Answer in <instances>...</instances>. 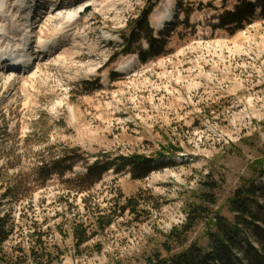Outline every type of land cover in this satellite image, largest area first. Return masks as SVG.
Here are the masks:
<instances>
[{"label":"rangeland","instance_id":"1","mask_svg":"<svg viewBox=\"0 0 264 264\" xmlns=\"http://www.w3.org/2000/svg\"><path fill=\"white\" fill-rule=\"evenodd\" d=\"M81 1L66 8L62 0L43 2L65 11ZM99 1L107 2L83 7L67 37L48 52L36 47L39 27L51 34L57 21L35 22L28 44L33 65L15 73L11 84L0 72V193L15 188L0 204L14 220L0 263L152 264L155 254L165 257L189 244L212 252L214 217L232 223L237 190L264 187V9L230 34L214 25L236 0H175L159 29L154 12L162 0ZM251 1L260 11V0ZM151 5L150 28L166 45L142 61L137 42L128 46L122 35ZM44 11L40 5L33 18ZM141 47L147 48L145 40ZM73 147L80 155L73 168L51 171L55 154ZM131 154L152 156L160 166L140 178L128 167L108 170L89 190H73L87 185L75 175L97 156ZM208 194L214 205L203 200ZM256 198L262 203V195ZM189 204L207 212L182 234ZM100 217L111 220L102 230L95 222ZM72 221L88 225L85 243L77 245ZM256 225H243L233 261L221 253L219 264H240L236 257L248 250L259 264L248 246L264 247V223Z\"/></svg>","mask_w":264,"mask_h":264},{"label":"trees","instance_id":"2","mask_svg":"<svg viewBox=\"0 0 264 264\" xmlns=\"http://www.w3.org/2000/svg\"><path fill=\"white\" fill-rule=\"evenodd\" d=\"M154 2L153 4H155ZM153 5L150 9L144 11L141 16L134 19L128 29L127 35H122L126 45L131 46L135 41L138 46L136 51L140 53V60L144 61L148 55H159L166 45V42L162 40L161 34L159 36H154L148 21V17L152 11ZM260 11L257 10L255 2L251 0H236L232 9H226L218 15V24L214 27L221 28L228 31L230 34L243 29L246 25L252 23L257 15L261 14L264 9V2L260 0ZM262 10V11H261ZM141 40H145L147 44L146 49H142ZM130 49H126L125 52H129ZM77 148L73 147L66 151H59L55 154L54 160L51 162L50 170L62 174L66 170H71L77 161ZM72 153V154H70ZM157 156H163L162 152H159ZM160 166L156 164L155 158L152 156H146L143 154H131V155H116L114 157H106L104 155L97 156L93 161L87 163L85 166V171L82 174H76V180L81 183L87 181V185L81 186L77 185L73 187L74 191L81 192L89 190V187L93 183L98 181L102 174L108 170H113L118 173L124 170L126 167L129 168L132 178H140L147 175L154 166ZM44 167V166H43ZM43 167H41L43 169ZM134 171L138 174L135 175ZM264 187L261 184H249L248 187L239 188L236 194L230 199V204L233 212H236L235 219L232 223L225 221L221 216L216 215L213 220V226L215 231L209 232V244L208 249L213 250L212 252H204L202 254L201 248L197 244H189L182 248L180 251L173 253L171 255L160 257L155 254L154 261L152 264H208V260L212 261V264H219L218 258L219 254L225 253L228 260L233 261L230 258L232 250L240 242V234L243 230L244 224H252L256 227L257 222L264 223V193L262 189ZM15 188H5L2 193H0V204L2 203L4 197L9 194V192L14 191ZM263 196L262 203H259L256 198L257 194ZM202 196H200L201 198ZM203 200L206 205H214L215 199L211 194L204 195ZM257 209V211L254 209ZM258 209H260L258 211ZM207 212V207H203L196 204H189L188 212L186 213V222L180 226L182 234L188 231L189 228L198 220L205 216ZM96 218L95 222L97 228L102 230L105 226L111 223V220H102ZM222 220V221H221ZM84 223L71 222L70 231L72 236L77 240V245L85 243L89 237L86 233V228ZM242 226V227H241ZM179 227V226H178ZM177 228V227H174ZM258 228V227H256ZM261 231L264 233V226L260 227ZM173 229V228H172ZM14 230V220L12 217V211H1L0 210V249L1 246L8 241L9 237L13 234ZM178 230L170 232L169 236L171 239H177ZM244 238L248 241L247 237ZM248 246L253 249L257 256L259 264H264V247L262 249H256L249 241ZM247 249L244 250V252ZM219 252L217 255H215ZM249 250L244 253V257L237 256L236 261L240 264H255L249 256ZM246 259V262L244 261ZM0 264H19L17 262L2 261ZM225 264V263H222Z\"/></svg>","mask_w":264,"mask_h":264},{"label":"bare ground","instance_id":"3","mask_svg":"<svg viewBox=\"0 0 264 264\" xmlns=\"http://www.w3.org/2000/svg\"><path fill=\"white\" fill-rule=\"evenodd\" d=\"M7 1L8 0H0V54H6V52H17L15 57H12L13 59H19L20 54L26 52L27 45L33 32V24L37 21H41L43 17H47L46 19H51L50 21H57V25L51 34L50 32L48 33L49 29L44 28L43 26L39 27L40 29L37 34L38 41L36 47L39 48L38 50L41 52H48L67 37L66 28L77 22V20L80 18L83 7L97 6L102 8V6L107 2L105 1V3H103L99 0H74L68 4L66 1H64L63 3H59L61 8H66L68 6L70 7L74 3L81 1L78 7L73 9L69 8L68 10L64 11V9H60V7L57 6L49 10L46 2H43L44 0H13L11 5L13 8L11 6L10 8L6 6ZM51 2L54 3L53 0H50V3ZM174 3L175 0L161 1L160 6L154 12L156 28H161L164 25V22L170 19ZM40 5H43L45 8L44 15L42 17L39 15L40 17L36 20L33 18L34 13L37 12V7ZM64 53L62 55H64ZM127 63L129 62H125L126 67L130 64ZM4 68L5 66L0 64V72L4 76V80L6 82H10V84L14 83L15 81V73L23 72L22 69L12 72L11 70Z\"/></svg>","mask_w":264,"mask_h":264},{"label":"water","instance_id":"4","mask_svg":"<svg viewBox=\"0 0 264 264\" xmlns=\"http://www.w3.org/2000/svg\"><path fill=\"white\" fill-rule=\"evenodd\" d=\"M88 10H89V7L88 6L84 8V11H88Z\"/></svg>","mask_w":264,"mask_h":264}]
</instances>
